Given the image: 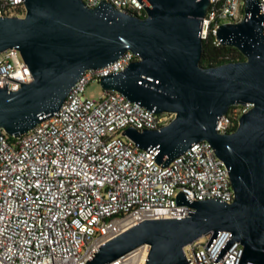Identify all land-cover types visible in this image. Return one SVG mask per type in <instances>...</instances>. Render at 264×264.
I'll return each instance as SVG.
<instances>
[{
    "label": "water",
    "instance_id": "obj_1",
    "mask_svg": "<svg viewBox=\"0 0 264 264\" xmlns=\"http://www.w3.org/2000/svg\"><path fill=\"white\" fill-rule=\"evenodd\" d=\"M147 17L125 13L108 0L89 8L82 0H25L24 18L0 17V53L18 48L32 81L0 89V137L20 138L59 112L88 70L127 51L139 60L104 76L117 91L156 114H175L158 130L125 129L141 150L155 151L168 167L194 144L209 142L229 170L235 199L177 201L193 211L182 218L149 219L103 244L86 264L111 263L150 246L145 264H187L184 249L212 233L229 231L242 243L241 264H264V15L259 0H245V18L224 24L217 38L245 57L212 67L201 64L202 21L211 0H139ZM252 104L230 133L217 130L231 107Z\"/></svg>",
    "mask_w": 264,
    "mask_h": 264
},
{
    "label": "built area",
    "instance_id": "obj_2",
    "mask_svg": "<svg viewBox=\"0 0 264 264\" xmlns=\"http://www.w3.org/2000/svg\"><path fill=\"white\" fill-rule=\"evenodd\" d=\"M89 8L102 0H82ZM125 13L147 17L139 0H108ZM264 15V0H259ZM245 0H211L201 37L223 45L224 24L245 18ZM25 0H0V17L24 18ZM264 25V23H263ZM139 60L131 51L97 70L86 71L59 112L46 116L20 138L0 137V264H86L99 248L149 219L182 218L190 202L235 199L229 170L207 141L194 144L168 167L155 151H144L127 136L128 127L158 130L175 114H156L117 91L98 101L86 96L91 82L119 73ZM18 48L0 53V89L17 91L32 81ZM252 104L237 105L220 119L217 130L234 131ZM12 138V139H11ZM221 231L184 249L187 264H241L244 247ZM144 245L107 264H145ZM247 264H255L249 262Z\"/></svg>",
    "mask_w": 264,
    "mask_h": 264
},
{
    "label": "trees",
    "instance_id": "obj_3",
    "mask_svg": "<svg viewBox=\"0 0 264 264\" xmlns=\"http://www.w3.org/2000/svg\"><path fill=\"white\" fill-rule=\"evenodd\" d=\"M244 59L243 54L234 47L216 46L210 39L204 41V50L201 58V64L204 67L221 65L231 61H243Z\"/></svg>",
    "mask_w": 264,
    "mask_h": 264
},
{
    "label": "rangeland",
    "instance_id": "obj_4",
    "mask_svg": "<svg viewBox=\"0 0 264 264\" xmlns=\"http://www.w3.org/2000/svg\"><path fill=\"white\" fill-rule=\"evenodd\" d=\"M105 93L101 84L98 82H91L86 88V96L93 100H100Z\"/></svg>",
    "mask_w": 264,
    "mask_h": 264
}]
</instances>
